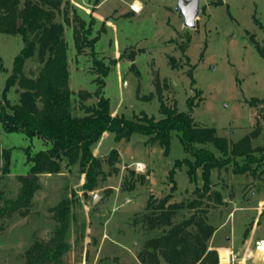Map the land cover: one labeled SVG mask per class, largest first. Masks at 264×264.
I'll list each match as a JSON object with an SVG mask.
<instances>
[{
    "label": "rangeland",
    "instance_id": "1",
    "mask_svg": "<svg viewBox=\"0 0 264 264\" xmlns=\"http://www.w3.org/2000/svg\"><path fill=\"white\" fill-rule=\"evenodd\" d=\"M19 1L21 6L27 0ZM61 1L54 20L63 27L73 114L82 115L83 106H94L102 97L109 100L112 115L130 120L144 113L159 119L162 103L190 112L197 126L214 128L230 145L247 137L252 155L264 156V55L259 54L264 52V0H200L194 29L183 26L175 11L177 0ZM75 15L84 28L91 25L88 38L98 36L94 51L110 65L105 78L92 63L90 47L75 38L74 29L83 33ZM15 21L20 27L21 19ZM23 47L21 35L0 32V93ZM39 68L34 55L25 62L24 74L35 78ZM19 91L17 85L9 90L11 103L17 102ZM27 146L31 154L46 149L42 141L4 133L0 125V149H10L7 168L0 156V264H22L35 241H49L57 224L53 209L62 200L71 202L64 264H139L138 254L159 234L139 222L145 206L170 193V203L201 201L207 223L217 230L207 244L218 264H227L221 261L225 249L237 251L229 264L264 262L257 249L264 240L263 166L254 163L240 170L244 161L238 157L236 164L216 167L209 194L199 198L200 169L196 180L189 181L187 166L174 165L185 158L193 161L175 134L164 153L144 135L117 141L104 132L90 147L99 161L91 190L83 188L86 177L77 165L62 163L57 173L31 178L29 202L10 210L28 175ZM135 163L143 169L136 170ZM95 195L100 198L92 205ZM192 212L180 210L177 220Z\"/></svg>",
    "mask_w": 264,
    "mask_h": 264
},
{
    "label": "trees",
    "instance_id": "2",
    "mask_svg": "<svg viewBox=\"0 0 264 264\" xmlns=\"http://www.w3.org/2000/svg\"><path fill=\"white\" fill-rule=\"evenodd\" d=\"M64 6L65 12H67ZM61 0H27L20 6L19 0H0V32L21 35L24 47L14 58L11 74L7 77L0 93V125L4 133H19L29 140L34 138L43 142L46 149L30 153V147L24 149L28 175L24 178L21 195L11 202L10 210L24 207L32 195V179L37 175L54 174L60 171L61 164L71 167L77 165L80 173L86 177L85 190L94 186L99 161L91 152V145L104 132H111L115 140L127 141L133 134L144 135L152 143L163 147L167 153L172 134H175L187 156L193 157L175 161L187 166L189 181L196 180V171L200 169L202 181L199 198L210 191L211 170L243 158L244 165L240 170H247L256 163L264 167V156L254 157L249 147V139L244 137L236 144L230 145L224 138L216 135L211 127L197 126L190 112H180L165 107L162 103V117L154 119L142 113L134 119L112 115L109 100L99 98L94 106H83V114L75 115L71 109V93L68 89V71L66 44L63 38V27L55 22V16L61 12ZM15 18L22 23L18 27ZM82 29H74L76 40L80 39L90 47L92 63L96 71L105 78L110 65H104L97 57L94 45L98 36L88 38L91 25L84 28L82 20L75 15ZM66 22L68 20L66 19ZM264 31V27H262ZM78 50H79V46ZM260 55H264L259 50ZM35 55L40 63L35 78L24 74L25 62ZM133 60V56L130 57ZM17 85L20 88L18 100L11 103L7 97L9 90ZM103 85V82L100 83ZM191 109V99L187 100ZM211 147L222 156L218 159ZM0 156L9 164L10 149H0ZM237 166V165H236ZM172 170L170 171V176ZM172 180V178L170 177ZM175 186L172 187L174 190ZM172 193L157 203L151 200L145 206L139 222L159 234L149 240L138 254L141 264H218L215 251L208 250V241L214 228L207 223L201 201L195 200L184 205L170 203ZM220 200V197L218 198ZM71 202L62 200L54 209L53 217L56 226L46 243L35 241L24 252L22 264H64L62 255L66 250L65 233L68 229V215ZM194 209L189 216L177 220L180 210ZM225 260V253L221 255ZM264 264V262H263Z\"/></svg>",
    "mask_w": 264,
    "mask_h": 264
},
{
    "label": "water",
    "instance_id": "3",
    "mask_svg": "<svg viewBox=\"0 0 264 264\" xmlns=\"http://www.w3.org/2000/svg\"><path fill=\"white\" fill-rule=\"evenodd\" d=\"M199 1L200 0H177L175 11L182 17L183 26L187 29H194L196 25V18L199 13ZM100 196L95 195L92 199V205ZM257 249L264 253V240L260 241L257 245Z\"/></svg>",
    "mask_w": 264,
    "mask_h": 264
},
{
    "label": "built area",
    "instance_id": "4",
    "mask_svg": "<svg viewBox=\"0 0 264 264\" xmlns=\"http://www.w3.org/2000/svg\"><path fill=\"white\" fill-rule=\"evenodd\" d=\"M135 168L136 170L140 171L143 169V166L140 163H135ZM225 250H226L225 260L221 258V261L227 264H229L230 262H234L236 259V254L233 251V249H225Z\"/></svg>",
    "mask_w": 264,
    "mask_h": 264
},
{
    "label": "crops",
    "instance_id": "5",
    "mask_svg": "<svg viewBox=\"0 0 264 264\" xmlns=\"http://www.w3.org/2000/svg\"><path fill=\"white\" fill-rule=\"evenodd\" d=\"M214 232H217V230H216V229H214ZM214 232H213V233H214ZM246 242H247V241H246ZM208 250H209V247H208ZM233 251L235 252V254H236V256H237V251H236V250H234V249H233ZM138 262H139V261H138ZM139 264H141V263L139 262Z\"/></svg>",
    "mask_w": 264,
    "mask_h": 264
},
{
    "label": "bare ground",
    "instance_id": "6",
    "mask_svg": "<svg viewBox=\"0 0 264 264\" xmlns=\"http://www.w3.org/2000/svg\"><path fill=\"white\" fill-rule=\"evenodd\" d=\"M138 5V4H137ZM134 7V6H133ZM135 10V9H134Z\"/></svg>",
    "mask_w": 264,
    "mask_h": 264
}]
</instances>
